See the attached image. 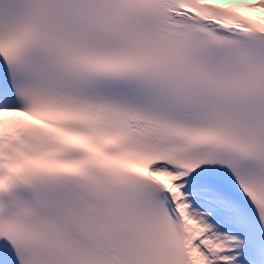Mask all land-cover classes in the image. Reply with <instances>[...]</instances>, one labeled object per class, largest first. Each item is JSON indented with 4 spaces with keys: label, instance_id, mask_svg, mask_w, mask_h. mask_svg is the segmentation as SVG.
<instances>
[{
    "label": "snow or ice",
    "instance_id": "snow-or-ice-1",
    "mask_svg": "<svg viewBox=\"0 0 264 264\" xmlns=\"http://www.w3.org/2000/svg\"><path fill=\"white\" fill-rule=\"evenodd\" d=\"M0 264H264V0H0Z\"/></svg>",
    "mask_w": 264,
    "mask_h": 264
}]
</instances>
